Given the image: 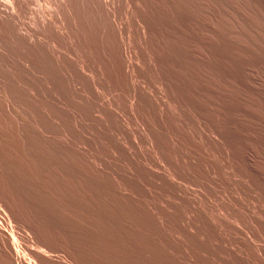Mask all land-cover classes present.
<instances>
[{
  "label": "rangeland",
  "instance_id": "374dc122",
  "mask_svg": "<svg viewBox=\"0 0 264 264\" xmlns=\"http://www.w3.org/2000/svg\"><path fill=\"white\" fill-rule=\"evenodd\" d=\"M19 19L37 41L0 24V264H264V0Z\"/></svg>",
  "mask_w": 264,
  "mask_h": 264
},
{
  "label": "bare ground",
  "instance_id": "6f19581e",
  "mask_svg": "<svg viewBox=\"0 0 264 264\" xmlns=\"http://www.w3.org/2000/svg\"><path fill=\"white\" fill-rule=\"evenodd\" d=\"M25 1H27V0H0V24L8 27L17 39L24 40L26 43L27 42L35 43L37 41V37L35 36V34L33 33L32 30L26 29L25 32H23L21 30V26L18 27V25H19L18 22H20L19 21L20 20L19 19V12L22 9V6L25 4ZM43 1H44V3H47V0H43ZM69 1L68 0H59V2L64 7L66 6V4ZM48 3H49V0H48ZM40 9H42V8H40ZM38 13H39L38 15H37V13L35 14L36 18L34 17L35 18L34 21H35V23L39 24V26H40L39 28H42L43 30L44 29L47 30V25H52L57 30V32H59L61 34V31L63 30V26H64V17L63 16L57 15L56 16L57 17L56 18L57 23H55V22L51 21L50 19H47V17L40 10ZM46 33H47V31H46ZM1 231H2V229L0 228V247H1L2 251H4V253L8 257L12 258L14 253H15V247H14L13 243L10 244V243L6 242V239L3 236L4 233L1 234ZM13 263H15V262H13Z\"/></svg>",
  "mask_w": 264,
  "mask_h": 264
}]
</instances>
